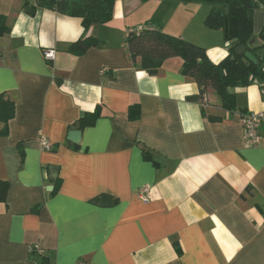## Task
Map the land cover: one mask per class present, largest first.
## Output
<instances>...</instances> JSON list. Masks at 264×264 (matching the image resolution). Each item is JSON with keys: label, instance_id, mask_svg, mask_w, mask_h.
<instances>
[{"label": "crops", "instance_id": "0c3cea01", "mask_svg": "<svg viewBox=\"0 0 264 264\" xmlns=\"http://www.w3.org/2000/svg\"><path fill=\"white\" fill-rule=\"evenodd\" d=\"M211 7L117 0L112 19L86 33L99 44L76 55L68 47L85 35L81 18L0 0V96L16 105L6 135L0 120V264H264V127L248 146L240 114L264 110V88H234L235 108L209 89L202 104L190 99L200 86L180 56L152 74L127 47L131 28H159L219 62L227 47L206 25ZM263 28L264 4L257 38ZM98 105L101 116L71 143ZM36 244L42 255L30 253Z\"/></svg>", "mask_w": 264, "mask_h": 264}, {"label": "trees", "instance_id": "16d2710c", "mask_svg": "<svg viewBox=\"0 0 264 264\" xmlns=\"http://www.w3.org/2000/svg\"><path fill=\"white\" fill-rule=\"evenodd\" d=\"M117 0H37L39 7L55 9L60 13L82 19L85 35L73 42L68 50L76 55L85 53L90 47L99 44L97 36L86 34L92 26H99L112 19ZM184 3L205 2L212 7L206 18V25L222 31L227 47V55L219 62H213L207 49L193 41L165 32L159 28H131L127 36V47L132 58H140L141 66L155 74L167 58L180 56L183 72L192 77L200 86V93L191 96L193 100H203L209 89H214L226 108L236 107V87L258 83L264 88V56H258V63H245L236 48L247 44L255 33L253 14L264 0H177ZM6 32L5 17L0 15V35ZM261 45L254 49L258 54L264 48V28L259 35ZM101 105L86 111L78 119L80 128L94 125L101 116ZM15 102L5 95L0 96V120L5 122L2 134L9 132V122L15 117ZM248 110L242 109L241 113ZM129 116L137 119L140 106H130ZM145 154L149 151L144 147Z\"/></svg>", "mask_w": 264, "mask_h": 264}, {"label": "built area", "instance_id": "2783aa9c", "mask_svg": "<svg viewBox=\"0 0 264 264\" xmlns=\"http://www.w3.org/2000/svg\"><path fill=\"white\" fill-rule=\"evenodd\" d=\"M56 55V51L54 49H46L44 50V56L47 59H54ZM209 101V95L205 94L202 100V104H206ZM241 121L244 128L243 137L245 143L248 146H256L263 139V127H264V110L262 111H247L241 114ZM41 146L44 149H52L53 144L47 140L46 138H42ZM147 192V188L140 189V196L143 199H147V196L144 193ZM37 253L42 255L44 250L40 245L36 244L30 247V253Z\"/></svg>", "mask_w": 264, "mask_h": 264}, {"label": "water", "instance_id": "95a60500", "mask_svg": "<svg viewBox=\"0 0 264 264\" xmlns=\"http://www.w3.org/2000/svg\"><path fill=\"white\" fill-rule=\"evenodd\" d=\"M30 13H34L35 10L33 8H28ZM261 42L259 38L256 36L253 37L247 44H241L236 48L238 54L242 55V60L245 63H258V56H264V48L258 52V54H254V49L259 48ZM82 130L80 128V124L77 123L72 130L68 133V140L73 144H78L81 141Z\"/></svg>", "mask_w": 264, "mask_h": 264}]
</instances>
